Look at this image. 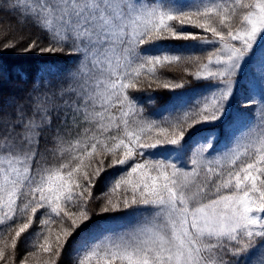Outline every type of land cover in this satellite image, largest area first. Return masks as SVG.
I'll use <instances>...</instances> for the list:
<instances>
[{
	"label": "snow or ice",
	"instance_id": "6c2138e0",
	"mask_svg": "<svg viewBox=\"0 0 264 264\" xmlns=\"http://www.w3.org/2000/svg\"><path fill=\"white\" fill-rule=\"evenodd\" d=\"M35 2L36 7H31L18 0L16 8L22 9L21 15L35 25L37 33L22 48L20 43H4L0 54L10 49L65 53L78 57V67L90 78L95 76L94 70L101 74L106 70L105 79L97 80L92 91L96 98L107 101L102 105L106 112L118 106L119 116H108L107 123H99L87 141H78L85 144L80 155L53 171L38 163L41 124L48 120V110L39 94L65 90V83L74 78L73 73H68L64 82L35 81L28 92L35 111H26L18 104L10 106L11 112L0 107V152L7 160L5 166H0V225L4 226L0 232V264H17L18 238L40 215L53 214L67 226H62L51 242L49 228L39 248L49 254L44 264H58L69 238L91 219L87 205L90 199L97 198L92 190L101 173L106 167L125 165L128 168L113 188L121 191L122 199L116 203L108 199L102 212L135 205L153 209L157 217L167 220L164 224L146 220L123 235L89 233L83 239L84 255L79 264H234L233 258L264 243V138L259 141L256 159L241 163L228 172L227 178L223 172L217 174L207 166L211 162L205 152L211 148L210 143L193 151L187 168L176 161L146 158L150 150L164 144L178 145L188 129L216 121L224 113L241 64L264 38V0L191 6L166 0H145L147 6L140 0ZM186 27L200 32L181 30ZM169 39L199 40L211 45L207 63L200 64L194 56L187 59L200 64L193 73L196 81L220 85L194 103L190 117L186 115L175 123L164 121L179 129L178 134L171 136L167 127L148 122L133 98L142 73L155 76L158 65L182 59L178 55H147L142 50L145 45ZM8 74L9 70L0 64V81ZM184 86L163 84L166 89ZM80 87L84 93L80 100L87 105L92 99L88 97L87 83L80 82ZM100 88L103 92L97 91ZM250 103L255 105L254 110L264 114V102L253 99ZM133 112L138 117L136 121L129 119ZM153 129L162 137L155 143L149 142ZM97 155L110 163L96 160ZM93 162L99 167L90 172L87 169ZM17 221L22 222L14 228ZM40 222L47 228L50 218ZM12 231L10 240L3 238L4 233ZM19 264H27V258Z\"/></svg>",
	"mask_w": 264,
	"mask_h": 264
},
{
	"label": "rangeland",
	"instance_id": "374dc122",
	"mask_svg": "<svg viewBox=\"0 0 264 264\" xmlns=\"http://www.w3.org/2000/svg\"><path fill=\"white\" fill-rule=\"evenodd\" d=\"M1 2L6 8L17 13L20 19L26 20L25 17L21 15L22 9L16 8L18 0H1ZM133 2L135 3L136 0H133ZM166 2L191 6L193 3H231L232 0H166ZM243 2L247 3L248 0H243ZM23 3L25 6L36 7L35 0H23ZM140 3H144L145 6H147L145 0H140ZM181 30L194 33L200 32V30L192 27H186ZM178 41L179 40L172 39L156 41L152 44L145 45L142 50L145 54L153 56L178 55L182 57L179 61L186 60V62L192 61L187 59L189 56H194L199 59L200 64L207 63L206 58L211 45L203 44L199 40ZM71 61L72 66L69 73H73L74 77L70 80L71 88H75L74 92L80 97L84 94L80 87V82H86L88 87V97H92L90 103L87 105L83 102L85 116H87L89 120L91 119L98 124L107 123L108 116H119L118 106L110 108L106 112L102 105H106L107 101L101 98H96V92L92 91V89L96 88L97 80L105 79L106 70L105 74H101L98 69L94 70L95 76L90 78L89 73L85 72L83 68L78 67V57L72 55ZM179 61L174 63H178ZM193 63V73H195L199 70L200 64ZM161 66L162 65H158L156 67L155 76H146L142 73L137 83V89L133 92V98L136 100L137 105L143 110L146 120L148 122L155 121L161 127H167L169 130L168 135L171 136L174 132L178 134L179 129L171 127L169 124L164 123V121L167 120L175 123L178 120L185 119L186 115L190 117L194 103L200 97L207 95L220 87V85L212 81H204L203 84L194 86L190 89L185 87L172 89L169 87L167 88L170 94L169 101L161 107H155L151 96L145 92L143 88L146 80L157 79L160 77L159 69ZM259 70H264V38L259 40L254 50L241 64L233 93L227 102L224 113L221 117L213 122L194 125L186 131L183 140L178 145H159L157 148L150 150L146 158L176 161L187 168L190 164L189 157L193 151L200 146L205 145L206 147L209 143L211 144V148L209 151L205 152V157L207 158V161L211 163L207 166H218L224 163H230L233 161V158H235L236 161L245 154L247 150H252L257 157V150L260 147L259 141L264 138V114L254 110L255 105L250 102L253 99L264 102V73ZM193 73L191 74L192 76ZM97 91L103 92V88H100ZM101 116L104 117L103 120L100 119ZM93 117L95 119H92ZM129 119L130 121H136L138 120V117H136L133 112L130 113ZM188 122L191 123V120L189 119ZM157 138L162 139L156 129H153L149 142L155 143ZM98 156L99 155L96 157ZM217 161L219 162L217 163ZM94 163L95 162L92 164ZM6 164V158L0 157V166H5ZM97 167H99V165L94 164L93 168L95 169ZM93 168H91L92 171ZM125 168H128V166H123L122 170L116 173V175L107 177L98 194L99 199L106 201V203L108 199H111L114 203L122 199L121 191H113V188ZM49 218L50 224L46 228L40 221ZM146 220H152L157 224H164L167 218L157 217L153 209H145L143 206L138 207L133 205L127 209L121 208L118 211H113V214L106 220L77 236L70 254L71 264H79V260L84 255L81 251L83 239L89 233L93 236H99L101 233H104L107 236H110L112 233L123 235L132 229L141 226ZM39 225L40 227L37 231V236L39 235L38 233H47L48 235L49 228L51 230L50 236L53 234L56 236L60 232L62 226H67L62 225L59 218L55 217L54 214L51 215V217L40 215ZM3 228L4 226L0 225V232ZM38 252L41 254L39 257L40 261L44 264V261L49 259V254L40 251ZM33 260L34 264H37L34 256H32L31 261ZM262 260H264V243L255 247L249 253L245 264H260Z\"/></svg>",
	"mask_w": 264,
	"mask_h": 264
},
{
	"label": "trees",
	"instance_id": "16d2710c",
	"mask_svg": "<svg viewBox=\"0 0 264 264\" xmlns=\"http://www.w3.org/2000/svg\"><path fill=\"white\" fill-rule=\"evenodd\" d=\"M37 33L35 25L29 20H22L13 10L6 8L0 0V48L4 43H20L21 48L24 42L30 36ZM184 41V40H179ZM72 55L65 53H41L38 51L24 53L22 50H9L0 54V64L9 70L8 76L0 81V107L5 111L11 112L13 105H23L27 110L35 111V104L29 101L28 92L32 84L39 80L42 84L52 82H64L72 66ZM192 61L182 60L178 63L164 64L159 69L157 79H149L144 82V91L147 92L153 101L155 107H160L169 101L170 94L168 89L163 87L164 83L169 85L180 83L185 88H193L204 83V81H195L191 75L194 71ZM40 100L48 110L47 122L41 124L43 131L38 138V151L40 153L39 161L41 167L47 170L57 169L61 163H65L75 155H80V149L84 148V143L92 135V131L99 127V124L86 118L83 110V101L72 91L71 81L65 83V90L53 89L47 94L40 93ZM35 96L33 100H35ZM39 123V119L37 118ZM0 157H5L0 152ZM104 159L105 165L110 161L106 157H96V160ZM256 156L252 150H247L235 163H224L218 166H211L215 173L223 172L224 178H227L229 171H234L241 163L252 162ZM88 158L85 164H88ZM97 164V163H94ZM88 171H92L91 168ZM123 166L106 167L97 179L92 194L96 199L88 201V209L91 219L81 228L73 237L69 238L68 243L62 250L58 258V264H71L70 254L76 242L77 236L87 231L100 222L106 220L113 212L103 213L102 209L107 205L106 201L98 198V194L108 176L116 175L122 170ZM94 170V168H93ZM207 171V166L204 169ZM203 176V173H201ZM22 221H17L13 227H17ZM39 220L34 221L33 225L18 238L16 249V262L27 258V264H34L32 256L37 264H43L40 261L39 245L43 243L44 235L47 233H38ZM4 228L1 232H3ZM45 232V231H44ZM14 235V231L4 233L3 238L9 239ZM55 240V235L50 236V241ZM254 249V248H253ZM251 249L246 254L233 258L234 264H245ZM38 257V258H37ZM229 257H225L228 259Z\"/></svg>",
	"mask_w": 264,
	"mask_h": 264
}]
</instances>
